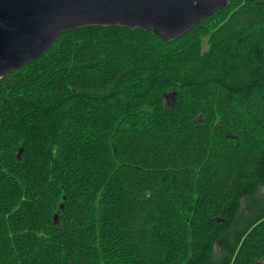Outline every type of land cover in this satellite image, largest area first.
Returning <instances> with one entry per match:
<instances>
[{
	"label": "trees",
	"instance_id": "obj_1",
	"mask_svg": "<svg viewBox=\"0 0 264 264\" xmlns=\"http://www.w3.org/2000/svg\"><path fill=\"white\" fill-rule=\"evenodd\" d=\"M229 1L0 79V264H264V0Z\"/></svg>",
	"mask_w": 264,
	"mask_h": 264
},
{
	"label": "water",
	"instance_id": "obj_2",
	"mask_svg": "<svg viewBox=\"0 0 264 264\" xmlns=\"http://www.w3.org/2000/svg\"><path fill=\"white\" fill-rule=\"evenodd\" d=\"M229 4V0H0V79L43 56L63 32L121 25L153 29L170 41ZM171 95L175 99V93Z\"/></svg>",
	"mask_w": 264,
	"mask_h": 264
},
{
	"label": "rangeland",
	"instance_id": "obj_3",
	"mask_svg": "<svg viewBox=\"0 0 264 264\" xmlns=\"http://www.w3.org/2000/svg\"><path fill=\"white\" fill-rule=\"evenodd\" d=\"M173 102V98L171 96H168L167 100H166V104L169 105ZM264 191V187L262 189ZM258 264H263L262 261H260Z\"/></svg>",
	"mask_w": 264,
	"mask_h": 264
}]
</instances>
